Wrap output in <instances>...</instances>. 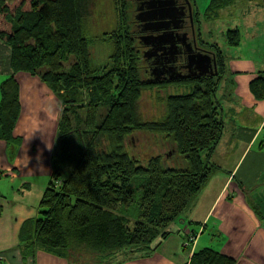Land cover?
<instances>
[{"label": "trees", "instance_id": "trees-1", "mask_svg": "<svg viewBox=\"0 0 264 264\" xmlns=\"http://www.w3.org/2000/svg\"><path fill=\"white\" fill-rule=\"evenodd\" d=\"M91 1L0 0V42L10 49L12 69L0 86V139L12 160L20 111L14 75L38 76L62 110L50 180L39 217L19 233L21 252L44 249L71 264H121L152 251L209 180V153L223 125L216 92L225 62L216 44L198 38L214 53L217 75L148 80L132 0H112L114 18H103L97 34L110 51L96 62L85 25ZM228 3L210 0L207 9ZM225 39L237 46L238 30H227ZM250 91L264 98V75ZM188 264L234 259L203 248Z\"/></svg>", "mask_w": 264, "mask_h": 264}, {"label": "crops", "instance_id": "crops-1", "mask_svg": "<svg viewBox=\"0 0 264 264\" xmlns=\"http://www.w3.org/2000/svg\"><path fill=\"white\" fill-rule=\"evenodd\" d=\"M242 1V23L248 29L236 27L238 45L225 43L221 49L225 68L216 97L223 125L211 151L219 161H211L209 180L170 225V233L152 251L121 264H188L203 248L231 257L234 264H264V223L246 192L264 177V98L257 100L250 91V82L264 75V0H258L262 6L254 16L253 0ZM226 2L228 8L240 0ZM11 75L10 49L0 42V86ZM14 76L20 111L12 135L19 142L10 160L8 146L0 139V264H71L44 249L29 256L21 252L19 233L39 217L38 204L52 173L62 106L38 76ZM191 235L194 241L185 246Z\"/></svg>", "mask_w": 264, "mask_h": 264}, {"label": "rangeland", "instance_id": "rangeland-1", "mask_svg": "<svg viewBox=\"0 0 264 264\" xmlns=\"http://www.w3.org/2000/svg\"><path fill=\"white\" fill-rule=\"evenodd\" d=\"M193 1V10L198 8V17L199 19H193V29L194 34H196V40L201 39L208 45L216 44L220 49L225 48V32L227 30L235 29L236 27L242 32L246 31L247 26L243 27V5L244 1L240 0L239 3H234L235 6H231L223 9H207V6L210 3V0H192ZM195 4V6H194ZM251 7L254 10L251 16L256 14L258 8L262 6L258 0H253L251 3ZM248 8V7H247ZM90 15L87 17L86 22V33L87 39L89 41V47L92 52L93 59L96 62H104L110 48L102 43L97 36L99 34L103 18L106 19L114 18V4L112 0H92L89 4ZM134 12V5H133ZM137 13V11H136ZM196 13V12H195ZM135 20V12L133 14ZM107 22V21H106ZM105 22V23H106ZM200 23V24H199ZM201 26V37H199L198 29ZM108 24L106 23L105 29L108 30ZM257 30V29H256ZM259 32V31H258ZM73 60V58H71ZM225 83L222 79L221 84ZM84 92V91H83ZM218 94V93H217ZM104 109L99 111V114L103 113ZM84 114V112H83ZM77 142L74 143V148H77ZM207 154L206 151L202 152L201 155L205 156ZM216 155V153H214ZM211 155L209 153V162L217 160V155ZM176 161V160H174ZM170 162V165H174L175 162ZM174 162V163H173ZM263 181L256 184L255 186H250L246 189L248 196L253 202L252 204L258 209V213L261 216V221L264 223V177H261ZM40 202V201H39ZM39 205V204H38Z\"/></svg>", "mask_w": 264, "mask_h": 264}, {"label": "water", "instance_id": "water-1", "mask_svg": "<svg viewBox=\"0 0 264 264\" xmlns=\"http://www.w3.org/2000/svg\"><path fill=\"white\" fill-rule=\"evenodd\" d=\"M144 10L141 6L136 8L135 20L142 25L143 31H152L156 34H147L140 37L142 43L149 47L148 51L144 53V58L152 60V78L153 81H159L161 79V73L156 71L159 68L157 57L167 56L165 49H171L172 51L168 55H176L181 53L182 50H176L179 46L183 47V43L186 41L187 33H182V41L177 38L178 33L175 30L182 29L186 13L184 12V6H176L175 0H145V3H150ZM144 3V2H143ZM142 3V4H143ZM187 18L191 28L193 29V15L190 4L187 8ZM192 43L195 44V36L193 29V42H186L185 49L187 50L184 56V68L187 69V74L184 77H198L202 75H217V64L215 55L213 52H197L191 54ZM152 50V51H150ZM151 53H150V52ZM175 61L165 59L166 65L173 64ZM168 70H173L171 65L168 66ZM182 77V76H181ZM176 77H170L173 79Z\"/></svg>", "mask_w": 264, "mask_h": 264}, {"label": "flooded vegetation", "instance_id": "flooded-vegetation-1", "mask_svg": "<svg viewBox=\"0 0 264 264\" xmlns=\"http://www.w3.org/2000/svg\"><path fill=\"white\" fill-rule=\"evenodd\" d=\"M163 1H165V0H163ZM167 1L168 0H166V2ZM132 3L134 5L135 15H136V8L141 6L145 10L146 7L149 4H151V2L150 3H145V0H132ZM189 4H190V7L192 9V1L191 0H175V5L176 6H184V12L186 13L182 29L175 30V33H178L177 38L180 39V41H182V33L183 32L187 33V37L188 38L183 43L184 44L183 47L179 46L178 49H176L177 51L178 50H182L181 53H178L176 55L170 56V55H168V53H170L172 50L171 49H165V52L167 53V56L164 55L162 57L161 56L157 57L156 60L158 62L159 68L156 71L157 72L159 71L161 73V75H160L161 79H164V80L165 79H170L171 76L172 77H176V78H173V79H178V78H183V76L187 74V69L184 68V65L186 63V62H184V56H187L186 55L187 50L185 49V45H186V42H193V29L191 28V26L189 24V21H188V18H187V8H188ZM134 26H135V30L134 31L136 32V34L134 36L137 38V40L139 42L138 46H139L140 52H141L142 56H144V53L148 51L149 47L145 46L142 43L140 37L142 35H147V34H152V33L156 34V33L152 32V31H143L141 23L137 22L136 20H135ZM195 35L196 34H194V36ZM195 40H196V36H195ZM192 48H193V50L191 51V54H195V53L201 52V51L202 52H208V53L211 54V51L208 48H205L203 45H201L198 42V40H196L195 44L192 43ZM150 51H152V50H150ZM166 58L168 60L175 61L173 64H169V65H171L173 67V70H171V71L168 70V66L169 65H166V63H165V59ZM152 60H153L152 58L151 59L144 58V62L146 63L145 67H144L145 74L147 76V79L150 80V81H153V78H152V75H151L153 67H154V66H152Z\"/></svg>", "mask_w": 264, "mask_h": 264}, {"label": "built area", "instance_id": "built-area-1", "mask_svg": "<svg viewBox=\"0 0 264 264\" xmlns=\"http://www.w3.org/2000/svg\"><path fill=\"white\" fill-rule=\"evenodd\" d=\"M194 236L195 235L188 236L184 242V245L188 246L190 243H192L194 241Z\"/></svg>", "mask_w": 264, "mask_h": 264}]
</instances>
